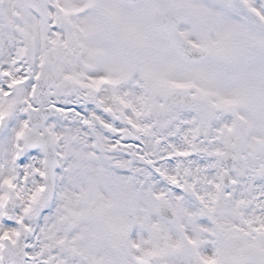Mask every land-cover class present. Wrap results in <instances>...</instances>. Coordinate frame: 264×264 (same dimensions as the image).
I'll list each match as a JSON object with an SVG mask.
<instances>
[{
	"label": "snow or ice",
	"instance_id": "6c2138e0",
	"mask_svg": "<svg viewBox=\"0 0 264 264\" xmlns=\"http://www.w3.org/2000/svg\"><path fill=\"white\" fill-rule=\"evenodd\" d=\"M0 264H264V0H0Z\"/></svg>",
	"mask_w": 264,
	"mask_h": 264
}]
</instances>
